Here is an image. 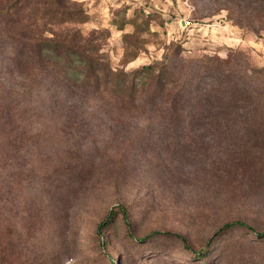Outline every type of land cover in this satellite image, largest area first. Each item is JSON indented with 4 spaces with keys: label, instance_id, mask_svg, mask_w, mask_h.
I'll return each mask as SVG.
<instances>
[{
    "label": "rangeland",
    "instance_id": "obj_1",
    "mask_svg": "<svg viewBox=\"0 0 264 264\" xmlns=\"http://www.w3.org/2000/svg\"><path fill=\"white\" fill-rule=\"evenodd\" d=\"M60 1L85 21L55 30L92 35L116 69L231 50L264 69L262 0ZM11 2L0 0V9ZM3 57L0 47V108L12 100L5 83H31L19 69L10 78ZM89 112L61 120L33 111L21 118L19 140L18 117L0 120V264H264L255 231L216 233L234 220L264 231V142L234 163L230 135L219 143L200 128L164 132L134 115ZM59 122L72 126L60 132ZM201 248L207 255L196 257Z\"/></svg>",
    "mask_w": 264,
    "mask_h": 264
},
{
    "label": "trees",
    "instance_id": "obj_2",
    "mask_svg": "<svg viewBox=\"0 0 264 264\" xmlns=\"http://www.w3.org/2000/svg\"><path fill=\"white\" fill-rule=\"evenodd\" d=\"M262 6L264 9V0ZM84 15L60 0H12L6 9H0V47L5 58L1 67L5 65L10 78L19 69L26 80H31L18 89L3 85L5 95L12 100L1 102L0 120L18 117L13 124L15 139L23 134L22 116L29 117L33 111L42 119L58 116L61 120L102 111L106 115H134L164 132L190 129L197 135L196 129H204L219 143L230 135L234 163L251 160L246 153L251 143L263 147L264 69L254 66L242 51L231 50L225 58L176 60L165 55L162 60L127 72L110 65L92 35L77 39L70 28L61 33L55 30L78 19L84 22ZM236 23L258 32L251 23ZM33 94L36 99L28 100ZM16 97H26V102H15ZM59 123L62 125L57 124L55 129L60 132L72 126ZM120 209L131 230L128 212L122 206ZM104 227L100 226V235ZM235 227L251 229L264 237V231L258 232L241 220L225 223L216 233ZM207 251L201 248L195 256L205 257ZM238 263L245 264L241 260Z\"/></svg>",
    "mask_w": 264,
    "mask_h": 264
}]
</instances>
